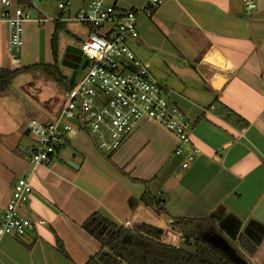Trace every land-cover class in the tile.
<instances>
[{"label":"crops","instance_id":"1","mask_svg":"<svg viewBox=\"0 0 264 264\" xmlns=\"http://www.w3.org/2000/svg\"><path fill=\"white\" fill-rule=\"evenodd\" d=\"M85 1L71 0L70 14ZM146 1L120 0L118 5L141 8ZM54 21L28 22L17 55L7 51L6 30L0 23V68L46 63H35L28 52L40 32H45L43 44L51 64ZM137 28L133 49L166 87L170 105L178 106L193 123L189 140L180 144L171 132L147 120L107 154L75 127L63 136L49 166L34 169L37 146L24 145L22 137L36 136L33 123L56 120L64 104L51 115L29 103L33 113L28 115L15 104L23 101L20 85L25 82V87L38 91L41 87L22 76L17 90L11 86L0 93V206L8 203L16 180L27 176L34 191L21 205V213L46 223L25 237L0 238V264H87L102 249L82 227L93 214L120 226L129 222L135 231L143 224L158 227L159 241L206 260L210 257L198 240L214 246L244 243L247 249L239 250L251 264H264V0H257L251 15L245 13L242 0H165L151 16L139 14ZM70 44H60V68L76 82L77 76L71 80L73 70L63 64ZM219 105L248 125L227 120ZM8 120L15 122V129L6 125ZM196 150L197 158L184 167ZM145 194L161 201L170 216L214 221L194 225L198 239H185L167 213L158 214L144 204ZM174 235L180 244L172 243ZM165 236L169 240L164 241ZM60 242L68 258L60 253Z\"/></svg>","mask_w":264,"mask_h":264},{"label":"built area","instance_id":"2","mask_svg":"<svg viewBox=\"0 0 264 264\" xmlns=\"http://www.w3.org/2000/svg\"><path fill=\"white\" fill-rule=\"evenodd\" d=\"M120 0H86L74 14H70L71 0H0V23L6 30V49L17 55L23 47V35L28 22H73L88 30L79 48L87 65L74 87L65 93L60 115L45 124L33 123L32 132L38 145L32 154V167H48L61 148L65 134L75 127L84 130L97 148L112 154L143 121H152L175 135L180 144L186 143L194 131L193 123L178 106H172L165 96L166 87L150 73L133 49L139 38L137 17L151 16L165 0H147L141 8L122 9ZM39 2H53L56 15L41 11L34 19L30 10ZM244 11L251 15L257 9V0H242ZM38 9V8H37ZM75 119L77 125L68 120ZM179 148L177 153H181ZM199 152L190 154L184 167L192 163ZM7 204L0 206V238L25 237L34 234L44 220L34 221L21 213L33 187L30 178L19 177L11 187ZM135 232L130 223L123 225Z\"/></svg>","mask_w":264,"mask_h":264},{"label":"trees","instance_id":"3","mask_svg":"<svg viewBox=\"0 0 264 264\" xmlns=\"http://www.w3.org/2000/svg\"><path fill=\"white\" fill-rule=\"evenodd\" d=\"M18 4H25L24 0H16ZM66 22L54 21V33L51 38V51L53 62L51 64H34L16 66L13 69L0 68V93L7 92L19 76H26L34 72L42 71L45 75L59 84L65 86L68 91L75 85V81L65 76L60 68V33L66 31ZM222 115L234 124L246 127L248 123L223 105ZM143 202L152 208L156 213L170 214L162 207L161 201L155 197L145 194ZM172 226L179 230L185 239H198L194 225L198 223H209L214 220H193L185 217L170 216ZM209 221V222H208ZM83 229L93 236L101 244V252L92 258L87 264H214L206 259L195 260L189 253H183L176 247L159 241L158 237L162 229L151 225L143 224L136 232H130L123 226L112 222L99 214H93L83 225ZM201 249L207 253L216 264H251V262L239 250L247 249L244 243L231 241L229 246L223 242L217 245L208 244L198 240ZM254 247V246H253ZM255 247L249 252H255ZM60 253L68 258L62 242L59 244ZM108 253L101 256V253Z\"/></svg>","mask_w":264,"mask_h":264},{"label":"rangeland","instance_id":"4","mask_svg":"<svg viewBox=\"0 0 264 264\" xmlns=\"http://www.w3.org/2000/svg\"><path fill=\"white\" fill-rule=\"evenodd\" d=\"M40 10L43 12H46L47 15H50V16H54V14L57 12L55 3H53V2H49V3L39 2V3H37L36 8H33L30 10V13L34 17H38L41 15ZM45 25L46 24L39 25V26L42 27ZM44 33L45 32H40L39 34L35 35L32 44H30L28 46V52L30 53V55H31V53H32V55L34 54L33 60L35 61V63L36 62H46L47 63L51 60L49 50H47V47H45V45L43 44L44 39H45ZM87 35H88V30L85 27H83L77 23H68L66 26V31H62L60 33V41H61L60 44L63 43V45H65L69 42L72 45L79 47V46H81L83 40L86 39ZM65 49H66V47H65ZM19 63H21V62H19ZM46 63H44V64H46ZM61 67L64 71L65 67L64 68H63V66H61ZM65 70H67V69H65ZM66 72H68V70ZM20 77H21V79H20V81H18L17 79ZM26 77H27L26 80L33 78L36 81V83L38 85H40L42 91L41 90L38 91L35 89L31 90V89H29V87H25V86H27V83L24 84L25 82H23L20 85L21 89H19V92L25 90V93L23 94V92H21V95H20V97L21 96L23 97L22 98L23 101L22 102L15 101L16 106H19V108L21 110L25 111L28 115L31 114V112L33 110V105L36 106L37 108H39L41 110V112L43 111L44 113H50L51 115L58 114L59 110L63 106L64 101L66 99V97H65V86L57 83L56 81H54L53 79H51L50 77L45 75L42 71L34 72L32 74L26 75ZM18 78L15 79V81L12 85L13 86L12 89L17 90V84L24 80V78H22V76H19ZM79 79H80V76H77V78H76L77 82L79 81ZM31 97H34V99H30ZM16 98H18L17 95L14 97V100H17ZM29 103H31L33 105H29ZM60 113H61V111H60ZM38 118H39V120L43 119L42 114H40ZM68 121L75 126L77 125V122L75 119H70ZM6 125L8 127L10 125H12L11 128L15 129V122H13V120H12V122L10 120H8L6 122ZM22 139H23L24 145H26V146H28V145H30V146L36 145L37 146L38 145V138L36 136H34L33 134H31V135L30 134H24ZM177 247H178V245L176 246V248ZM205 254L207 256H209L207 253H205ZM193 258L197 261L200 259H203L200 255H196V254L195 255L193 254ZM207 261L213 262V259L210 258ZM214 264H216V263H214Z\"/></svg>","mask_w":264,"mask_h":264},{"label":"water","instance_id":"5","mask_svg":"<svg viewBox=\"0 0 264 264\" xmlns=\"http://www.w3.org/2000/svg\"><path fill=\"white\" fill-rule=\"evenodd\" d=\"M63 64L69 66L73 70L71 80H74L76 76L81 75L82 71L87 65V60L79 47L74 45H67L65 49ZM106 253L108 252H102L101 256Z\"/></svg>","mask_w":264,"mask_h":264},{"label":"bare ground","instance_id":"6","mask_svg":"<svg viewBox=\"0 0 264 264\" xmlns=\"http://www.w3.org/2000/svg\"><path fill=\"white\" fill-rule=\"evenodd\" d=\"M203 71H204V73H205L206 75H208V76L210 75V72H209L208 70H206V69L204 70V69H203ZM174 236H175V237L172 239V243H173V244H180L179 239H176V235H174ZM163 240H164V241H167V240H169V239L165 236V237L163 238Z\"/></svg>","mask_w":264,"mask_h":264},{"label":"flooded vegetation","instance_id":"7","mask_svg":"<svg viewBox=\"0 0 264 264\" xmlns=\"http://www.w3.org/2000/svg\"><path fill=\"white\" fill-rule=\"evenodd\" d=\"M83 72V71H82Z\"/></svg>","mask_w":264,"mask_h":264}]
</instances>
